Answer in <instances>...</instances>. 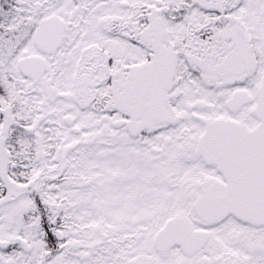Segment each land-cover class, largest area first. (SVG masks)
<instances>
[{
	"label": "snow or ice",
	"instance_id": "snow-or-ice-1",
	"mask_svg": "<svg viewBox=\"0 0 264 264\" xmlns=\"http://www.w3.org/2000/svg\"><path fill=\"white\" fill-rule=\"evenodd\" d=\"M0 264H264V0H0Z\"/></svg>",
	"mask_w": 264,
	"mask_h": 264
}]
</instances>
